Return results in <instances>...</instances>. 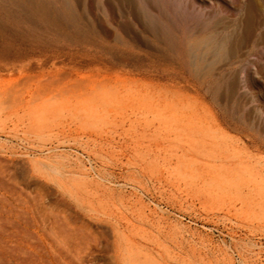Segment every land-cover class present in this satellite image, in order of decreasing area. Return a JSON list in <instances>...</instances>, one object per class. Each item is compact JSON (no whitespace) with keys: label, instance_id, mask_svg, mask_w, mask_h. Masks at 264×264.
I'll use <instances>...</instances> for the list:
<instances>
[{"label":"rangeland","instance_id":"374dc122","mask_svg":"<svg viewBox=\"0 0 264 264\" xmlns=\"http://www.w3.org/2000/svg\"><path fill=\"white\" fill-rule=\"evenodd\" d=\"M0 264H264V0H0Z\"/></svg>","mask_w":264,"mask_h":264},{"label":"bare ground","instance_id":"6f19581e","mask_svg":"<svg viewBox=\"0 0 264 264\" xmlns=\"http://www.w3.org/2000/svg\"><path fill=\"white\" fill-rule=\"evenodd\" d=\"M204 47H205V46H204ZM204 47H203V48H204ZM210 58H211V57H210Z\"/></svg>","mask_w":264,"mask_h":264}]
</instances>
